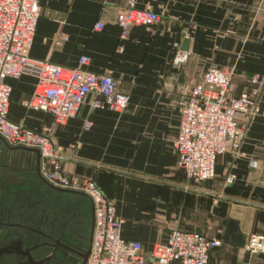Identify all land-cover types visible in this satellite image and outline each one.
<instances>
[{
  "label": "crops",
  "instance_id": "obj_1",
  "mask_svg": "<svg viewBox=\"0 0 264 264\" xmlns=\"http://www.w3.org/2000/svg\"><path fill=\"white\" fill-rule=\"evenodd\" d=\"M39 5L30 56L65 67L90 56L88 70L123 81L129 107L122 114L93 109L90 96L77 118L54 126L51 114L24 105L37 83L26 74L7 79L12 87L9 118L34 131L51 129L63 149L65 171L93 178L117 204L123 238L139 241L148 256L175 229L223 241L230 218L239 221L247 239L264 235V85L258 96L260 113L238 118L245 127L241 154L219 156L214 179L199 184L189 180L176 167L171 147L180 125L179 101L208 67L234 66L235 94L250 87L255 75L264 81V0H139V8H151L161 19L150 28L132 26L125 39L117 14L126 0H39ZM97 22L104 23L102 31L93 29ZM60 33L68 40H57ZM185 39L190 40L188 50L183 49ZM177 51L188 54L181 65L174 64ZM86 120L93 122L89 130L84 129ZM0 143L7 159L0 174V234L24 223L32 207L36 223L67 222L71 234L64 240L83 241L79 231L69 228L70 213L44 205L42 196L84 199L92 225L90 200L51 188L40 175L35 152L9 147L2 138ZM252 160L260 167L253 168ZM210 264H264V259L246 247L223 243L211 253Z\"/></svg>",
  "mask_w": 264,
  "mask_h": 264
},
{
  "label": "built area",
  "instance_id": "obj_2",
  "mask_svg": "<svg viewBox=\"0 0 264 264\" xmlns=\"http://www.w3.org/2000/svg\"><path fill=\"white\" fill-rule=\"evenodd\" d=\"M108 0H103L106 3ZM139 0H126L117 14L121 38H128L132 26L150 28L161 16L151 8H139ZM41 9L39 0H0V136L12 147L39 150L40 175L49 184L68 191L84 193L94 206V232L89 258L85 264H210L211 253L223 246V241L200 231L175 229L168 241L157 243L150 255H144L139 241L122 236L124 220L117 204L107 197L93 178L68 174L64 169L63 149L47 132H38L10 120L12 87L8 78L30 74L37 83L24 105L49 113L54 126L66 125L79 116L88 97H93V109H109L124 113L130 95L122 89L123 81L110 73L98 74L88 70L91 57L82 55L78 65L65 67L48 60L32 58V49ZM95 31L104 29L97 22ZM59 41L68 35L60 33ZM188 60V54L177 51L175 65ZM235 68L231 65L209 67L201 80L179 101L180 125L171 147L176 154V167L182 169L194 183L215 178L219 156L241 154L245 127L240 115L253 119L260 113L258 96L264 81L255 75L250 87L235 94L232 81ZM93 126L84 122V129ZM259 168L258 160H252ZM246 248L252 255L264 253V235L248 237Z\"/></svg>",
  "mask_w": 264,
  "mask_h": 264
},
{
  "label": "water",
  "instance_id": "obj_3",
  "mask_svg": "<svg viewBox=\"0 0 264 264\" xmlns=\"http://www.w3.org/2000/svg\"><path fill=\"white\" fill-rule=\"evenodd\" d=\"M189 43H190L189 39L184 40V45H183L184 50L189 49ZM0 138L2 137L0 136ZM4 142L10 147V145L5 140ZM13 148L24 149L31 152H35L37 154L38 160L41 158V154L37 149L26 148V147H13ZM49 186L58 192L81 195L87 197L90 200L92 206V225H91L88 246L86 247V249L83 248L82 247L83 242L81 240L74 243H70V242L67 243L63 241L62 237L48 238V240H42L33 247L27 248L25 251H23V255L26 257V260L20 262L18 261L17 258H15V256H17L20 253L21 248L18 247L17 249L13 250L12 248L9 247L4 248L3 247L4 244H3V246L0 247V264H69L68 256L71 253L76 254L81 258L80 264H85L87 262L91 252L93 232H94L93 203L91 199L84 193L63 190L51 184H49ZM223 243L238 248L246 247L247 236L242 232L238 220L232 218L228 219L226 230L223 237ZM259 257L264 259V253H260Z\"/></svg>",
  "mask_w": 264,
  "mask_h": 264
},
{
  "label": "rangeland",
  "instance_id": "obj_4",
  "mask_svg": "<svg viewBox=\"0 0 264 264\" xmlns=\"http://www.w3.org/2000/svg\"><path fill=\"white\" fill-rule=\"evenodd\" d=\"M6 157L3 152V147H1L0 143V174L1 172L5 171L6 167H4V164H6ZM43 204L45 203L47 205H54L58 209H64L67 210V212L70 213V219L68 221L69 228L71 230H74L75 232L79 231L80 235L83 239V245L82 247L86 249L89 243V234H90V219L89 214L87 215V210L85 207V200L82 198H78L77 196H65V195H59L56 194L54 197L49 194H44L42 196ZM30 210L28 212V215L25 219H23L21 222L24 223H32L37 222V220H34L33 217V209L32 207H29ZM63 210V211H64ZM17 220V219H16ZM5 236L0 234V245H2V242H4ZM69 264H80L81 258L80 257H70L68 256Z\"/></svg>",
  "mask_w": 264,
  "mask_h": 264
},
{
  "label": "flooded vegetation",
  "instance_id": "obj_5",
  "mask_svg": "<svg viewBox=\"0 0 264 264\" xmlns=\"http://www.w3.org/2000/svg\"><path fill=\"white\" fill-rule=\"evenodd\" d=\"M67 222H63L59 226H56L55 223H47L45 226H41L40 223H21L15 227L9 228V232L4 234V248L17 249L21 248L20 253L15 256L18 261L22 262L26 260V257L23 255V251L27 248L33 247L42 240H48V238H61L63 241L71 233L68 232ZM75 235L79 236L78 233ZM59 236V237H58ZM66 242V241H65ZM68 243V242H67ZM70 256V254H69ZM15 260V259H14Z\"/></svg>",
  "mask_w": 264,
  "mask_h": 264
}]
</instances>
